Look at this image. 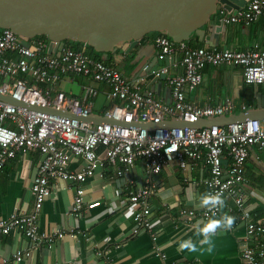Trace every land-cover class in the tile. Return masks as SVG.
<instances>
[{"label": "built area", "instance_id": "obj_1", "mask_svg": "<svg viewBox=\"0 0 264 264\" xmlns=\"http://www.w3.org/2000/svg\"><path fill=\"white\" fill-rule=\"evenodd\" d=\"M219 14L222 24L251 23L264 15V0H247L244 8L236 13L220 9ZM155 44L158 57L169 60L170 64L152 69L149 74L156 79L155 82L160 81L170 89L171 102L159 98L144 75L130 82L118 68V63L93 58L68 45L48 53V39L37 36L24 41L9 28L0 29V91L32 105L51 106L88 116L93 113L91 102L81 101L58 89L63 76L73 73L110 87L108 98L118 103L104 114L129 124H159L175 118L196 123L202 118L237 113L236 104L231 99L214 106H199L187 99L186 93L200 85L206 65L240 66L245 83L264 86V49L218 50L175 42L165 34L158 35ZM172 66L177 67L179 72L173 73ZM97 94L96 89H87V97ZM245 110L246 105L242 112ZM253 146L264 148V118L211 127L164 126L148 130L135 125L92 123L0 100V172L18 152L37 149L42 154L31 187L34 211L31 214L14 212L8 218H0V234L18 231L33 244L50 246L65 234L77 235L74 229L52 232L40 229L38 216L51 195L54 179L78 183L73 211L79 215L101 203L99 200L88 202L83 186L99 167L107 165L115 170L117 176H124L131 166L142 161L148 174L154 176L172 162H176L183 172L193 171L202 164L209 171L207 192L223 191L224 196L231 197L241 210L246 238L253 239V245L247 242L243 245L244 264H264V221L251 219L242 192L246 181V162ZM73 157L83 161L80 169L70 168ZM154 187L151 184L128 193L129 205H143L141 210L132 212L134 232L142 228L150 231L154 225L149 219L147 203ZM113 208L109 207V211L113 212ZM207 215L211 213L204 209L200 212L181 209L178 214L184 223L190 225ZM152 237L156 240V236ZM154 249L158 250L156 246ZM157 254L160 253L157 251ZM27 255L28 251L18 252L14 257L16 261H21ZM107 264L118 263L108 260ZM194 264L203 263L195 261Z\"/></svg>", "mask_w": 264, "mask_h": 264}, {"label": "crops", "instance_id": "obj_2", "mask_svg": "<svg viewBox=\"0 0 264 264\" xmlns=\"http://www.w3.org/2000/svg\"><path fill=\"white\" fill-rule=\"evenodd\" d=\"M219 16L218 10L214 17L216 21L208 30L210 44L200 42L197 37L188 43L218 50L264 49V15L251 23L228 24H222ZM218 26L220 30L216 29ZM157 36L144 37L130 53L117 51L108 55L111 62L118 63V68L130 82L142 76L145 68L152 70L170 64L169 60L158 57ZM136 57L141 59L138 68L134 63ZM172 69L173 73L179 72L177 67L172 66ZM159 83L150 81L156 95L171 102L170 89L165 84L158 87ZM90 87L98 91L97 96L87 97ZM258 88L264 93V86L258 85ZM58 89L81 101L91 102L92 111L96 114H104L118 103L108 98L110 87L106 83L73 73L63 76ZM256 95L255 84L244 82L240 66L210 64L203 69L200 85L186 93L187 99L199 106H214L231 99L236 104L237 113L242 112L245 105L247 110L255 108ZM41 160L42 154L32 149L18 152L6 162L0 172V218H8L14 212L31 214L34 211L31 187ZM82 166L80 158H72L70 168L80 169ZM245 174L246 181L242 188L244 205L250 211L252 220L264 221V148L252 147ZM208 178L209 171L202 164L193 171L183 172L176 162H172L154 176L148 174L142 161L131 166L124 176H117L115 170L107 165L99 167L83 186L88 202L99 200L101 203L79 215L73 211L78 183L54 179L51 182V195L38 216L40 229L45 232L74 229L77 235L65 234L50 246L45 243L33 244L18 231L0 234V264H107L108 260L118 264H194L195 261L203 264H244L243 245L246 242L253 245V239L246 238L241 210L231 197H225L224 211L236 217L235 225L231 231L220 232L213 237L211 252L207 245L196 253L176 250L178 239H196L190 231L192 224L184 223L178 214L181 209L200 212L201 209L194 207L193 196L207 192ZM151 184L155 187L151 189L147 203L149 219L154 225L150 231L142 228L134 232L132 212L141 210L143 205H129L128 193ZM111 205L113 212L109 211ZM198 220L202 221L198 218L193 224ZM152 236H156V240ZM155 246L164 256L157 254ZM27 251L29 255L21 261L15 260V254Z\"/></svg>", "mask_w": 264, "mask_h": 264}, {"label": "water", "instance_id": "obj_3", "mask_svg": "<svg viewBox=\"0 0 264 264\" xmlns=\"http://www.w3.org/2000/svg\"><path fill=\"white\" fill-rule=\"evenodd\" d=\"M247 0H0V29L9 28L22 40L45 36L49 40L48 53L61 50L68 41H78L93 47L107 58L111 52L130 51L150 33H162L175 42H200L209 40L210 26L215 23L218 10L236 13L244 8ZM220 26L216 29L220 30ZM141 59L134 63L138 68ZM138 65V66H137ZM136 68V69H137ZM145 68L142 75L155 82ZM161 84H158V87ZM256 107L243 112L217 117L202 118L196 123L172 119L163 123L116 120L106 114L92 113L81 116L69 110H57L51 106L30 103L2 94L0 100L30 110L51 113L92 123L135 125L152 130L156 127L190 126L211 127L233 122L264 118V93L258 90ZM72 156V153L68 151Z\"/></svg>", "mask_w": 264, "mask_h": 264}, {"label": "clouds", "instance_id": "obj_4", "mask_svg": "<svg viewBox=\"0 0 264 264\" xmlns=\"http://www.w3.org/2000/svg\"><path fill=\"white\" fill-rule=\"evenodd\" d=\"M193 204L197 209H204L211 215L192 224L190 231L196 239L193 237L178 239L176 250L181 253H196L201 247L207 245L208 251L211 252L213 237L220 232L231 231L235 225L236 217L224 211L226 198L223 191H209L201 193L198 197L193 196Z\"/></svg>", "mask_w": 264, "mask_h": 264}, {"label": "trees", "instance_id": "obj_5", "mask_svg": "<svg viewBox=\"0 0 264 264\" xmlns=\"http://www.w3.org/2000/svg\"><path fill=\"white\" fill-rule=\"evenodd\" d=\"M159 34H161V33H154L153 32V33L148 34L147 37L152 36V35H159ZM40 37L45 38L47 40V38L45 36H40ZM66 45L74 47L77 50H82L85 53H87L88 55L92 56L93 58L104 60L106 62H111V57H107L106 59H103L102 53L96 52L93 47L83 46V44H81L78 41L70 40L66 43ZM109 54H111V53H109Z\"/></svg>", "mask_w": 264, "mask_h": 264}]
</instances>
